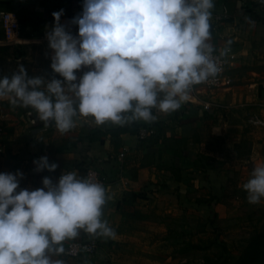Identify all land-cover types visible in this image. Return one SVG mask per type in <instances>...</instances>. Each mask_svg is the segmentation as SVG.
I'll list each match as a JSON object with an SVG mask.
<instances>
[{
	"label": "crops",
	"instance_id": "1",
	"mask_svg": "<svg viewBox=\"0 0 264 264\" xmlns=\"http://www.w3.org/2000/svg\"><path fill=\"white\" fill-rule=\"evenodd\" d=\"M14 1L23 8L25 21L20 24L18 39L11 45L2 42L0 32V79L11 78L23 65L32 78L51 80L48 71L54 72L51 68L54 50L41 32L54 27L52 13L61 9L64 12L60 23L66 30L71 28L74 25L71 20L83 10V0H0V3ZM214 5L209 42L216 50L229 48L230 56L220 86L209 92L201 91V98L206 95L211 106L203 109L199 101L190 97L170 114L154 110L157 119L153 122H132L137 127H153L154 136L139 140L136 131L130 132V126L97 125L91 117L87 118L93 128L75 125L61 133L56 127L45 126L34 109L14 107L7 97L0 99L3 145L0 173H23L17 177V191L42 188L44 177L56 183L64 172H76L83 177L87 166L106 178L104 186L110 199L104 206L103 219L114 229L115 236L99 238L81 232L72 241H93L95 251L58 257L65 264L158 263V225L164 230L160 240L166 242L172 236L168 224L158 220V199L175 197L186 202L187 193L204 189L216 192L213 197L223 198L227 162L233 159L244 163L246 156L252 155L248 164L251 168L264 164V125L247 123L252 115L264 122V3L214 0ZM87 70L86 67L76 70L78 79ZM53 75L63 80L58 73ZM117 127L122 130H115ZM43 156H47L49 163L57 164L54 171L36 170L34 161ZM178 156L198 158L199 164L180 169ZM244 193L243 189L239 196L243 198ZM183 228L190 226L184 224ZM72 241L65 242V247ZM168 242V246L178 245L177 240L170 244L172 237Z\"/></svg>",
	"mask_w": 264,
	"mask_h": 264
},
{
	"label": "clouds",
	"instance_id": "2",
	"mask_svg": "<svg viewBox=\"0 0 264 264\" xmlns=\"http://www.w3.org/2000/svg\"><path fill=\"white\" fill-rule=\"evenodd\" d=\"M264 3V0H261ZM214 0H83L72 24L74 36L60 23L64 10L52 13L47 33L54 50L51 68L61 79L29 78L23 65L0 79V99L34 109L45 126L61 133L78 119L123 126L153 122L154 110L170 114L189 101L194 86L215 78L219 58L211 40ZM88 68L79 77L76 70ZM78 81V82H77ZM54 122V124H53ZM37 171H54L47 156L34 161ZM23 173H0V264H65V242L81 232L112 238L103 219L110 196L91 177L64 172L35 190L17 189ZM248 202L264 198V164L243 184Z\"/></svg>",
	"mask_w": 264,
	"mask_h": 264
},
{
	"label": "rangeland",
	"instance_id": "3",
	"mask_svg": "<svg viewBox=\"0 0 264 264\" xmlns=\"http://www.w3.org/2000/svg\"><path fill=\"white\" fill-rule=\"evenodd\" d=\"M8 6L14 10L18 6V1L11 2ZM54 73L48 71V78H55ZM27 76L33 77L29 72H27ZM233 118L237 117L233 116ZM254 120L263 122L252 115L247 118V123L257 126L264 125L252 123ZM240 125L241 123H239ZM183 157L178 156L177 160ZM197 159L189 158V160ZM251 159H253L252 155L246 156L244 163L233 159L231 162H227L225 171L228 176L224 182L226 184L225 195L223 198L220 196L218 201L211 206H207L204 202L216 192L207 189L185 193V198L190 202L198 198L199 202L203 203L197 206L185 204L184 199L180 200V203L175 197H170V200L158 199L160 212L158 220L162 219L160 222L167 223L171 228L172 242L170 244L173 245L177 240L175 243L178 245L168 246L171 237L166 241L168 243L160 240L164 230L159 224L158 263L147 262L144 264H209V261H217L219 264H234L247 238L253 232L264 229V198H261L259 203L251 204L248 202L246 191L243 198L239 196V192L243 190L242 182L250 178L253 170L251 165H248ZM234 163L235 166H233ZM227 181H229L228 184ZM196 195H198L197 198H195ZM184 224L190 226V229L183 228ZM182 243L183 245H181ZM193 245L196 247H192Z\"/></svg>",
	"mask_w": 264,
	"mask_h": 264
},
{
	"label": "built area",
	"instance_id": "4",
	"mask_svg": "<svg viewBox=\"0 0 264 264\" xmlns=\"http://www.w3.org/2000/svg\"><path fill=\"white\" fill-rule=\"evenodd\" d=\"M19 30H20V23L18 21V18L16 14L13 11L0 9V32L2 35V42L4 44L11 45L16 42V40L19 37ZM52 29H45L41 32V37L47 39V33L51 31ZM67 31L71 32L74 36L78 35V25L74 24L71 28L67 29ZM220 50H216L214 52V57L219 56ZM230 56V50L227 52V55L219 58V67L220 72L215 78H210L209 81L196 85L192 89L190 93V97H194L197 101H199L200 105L203 107V109H209L211 106V101L208 100L207 96L205 94V99L201 98L202 90L209 92L210 90L217 88L221 84V80L223 77V73L225 70V66L227 63V57ZM252 123L257 124H264L263 122H260L258 120L252 121ZM130 124V123H129ZM129 124H125L123 126H128ZM156 135V131L151 126H141L137 128V131L135 133V136L137 139H143L147 136H154ZM2 127L0 126V153L2 152ZM122 156V154H119ZM179 168L180 169H189L194 168L197 164H199L198 160H189V158L183 157L179 158ZM83 177H91L92 179L102 183L105 185L106 178L98 172L97 169L91 166H87L83 170ZM96 245L93 241L88 242H78V241H72L69 242L65 249H66V255L75 257L79 254H90L95 251Z\"/></svg>",
	"mask_w": 264,
	"mask_h": 264
},
{
	"label": "trees",
	"instance_id": "5",
	"mask_svg": "<svg viewBox=\"0 0 264 264\" xmlns=\"http://www.w3.org/2000/svg\"><path fill=\"white\" fill-rule=\"evenodd\" d=\"M8 8H9L8 4L0 3V9L7 10ZM9 11H13L16 14L20 24L24 23L25 19L23 18V8L20 5H18L16 9L9 10ZM128 126L131 127L130 132L137 131L138 127L135 124L132 123V124H129ZM142 126H147V125H142ZM122 127H126V126H122ZM115 130H122V128L117 127L115 128ZM177 194L181 196L179 192ZM217 201H218V198L211 196V197H208V199L205 200L204 203L207 206H211ZM185 203L189 206H197L198 204H200L198 198L195 199L192 203H190L188 200ZM188 246L191 247L190 244H188ZM192 247H196V245H193ZM208 263L209 264H219V262L217 261H209ZM234 264H264V229L253 232L247 238L241 252L239 253L238 257L235 259Z\"/></svg>",
	"mask_w": 264,
	"mask_h": 264
},
{
	"label": "water",
	"instance_id": "6",
	"mask_svg": "<svg viewBox=\"0 0 264 264\" xmlns=\"http://www.w3.org/2000/svg\"><path fill=\"white\" fill-rule=\"evenodd\" d=\"M74 119H78L76 126L80 127L81 129H91L94 127L87 117L81 118V119H79V118H74ZM53 124H54V122H53ZM50 126L55 127L54 125H50Z\"/></svg>",
	"mask_w": 264,
	"mask_h": 264
}]
</instances>
